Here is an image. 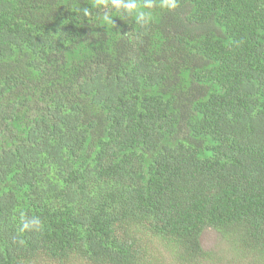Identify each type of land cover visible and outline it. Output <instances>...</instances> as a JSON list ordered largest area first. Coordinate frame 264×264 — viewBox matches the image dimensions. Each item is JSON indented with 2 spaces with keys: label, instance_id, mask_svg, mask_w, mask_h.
Listing matches in <instances>:
<instances>
[{
  "label": "trees",
  "instance_id": "16d2710c",
  "mask_svg": "<svg viewBox=\"0 0 264 264\" xmlns=\"http://www.w3.org/2000/svg\"><path fill=\"white\" fill-rule=\"evenodd\" d=\"M161 4L0 0V264H264V0Z\"/></svg>",
  "mask_w": 264,
  "mask_h": 264
},
{
  "label": "rangeland",
  "instance_id": "374dc122",
  "mask_svg": "<svg viewBox=\"0 0 264 264\" xmlns=\"http://www.w3.org/2000/svg\"><path fill=\"white\" fill-rule=\"evenodd\" d=\"M164 244L165 242L161 243L158 240L153 241V243H151V247L153 249L162 250L161 251L162 259L158 260L154 264H172L170 253H169V247L167 246V249L163 248ZM202 245L205 249L214 251L217 254V256L221 255L220 259L213 262L215 264H220L219 262H217L219 260L220 261L223 260V262H225L226 260H229V258H231V255H229L227 251L229 249V245L226 243L225 240L221 238V236L218 233L214 231H206L202 235ZM238 264H248V263L246 260H243V262H238Z\"/></svg>",
  "mask_w": 264,
  "mask_h": 264
},
{
  "label": "clouds",
  "instance_id": "9594fccd",
  "mask_svg": "<svg viewBox=\"0 0 264 264\" xmlns=\"http://www.w3.org/2000/svg\"><path fill=\"white\" fill-rule=\"evenodd\" d=\"M161 6L168 9H176L178 7V0H162ZM23 227L24 229L39 230L41 222L38 218L33 217L30 220H27ZM21 243H23V241H21Z\"/></svg>",
  "mask_w": 264,
  "mask_h": 264
}]
</instances>
